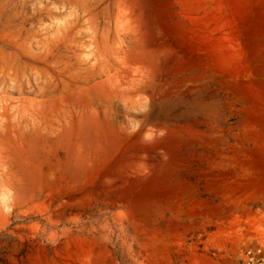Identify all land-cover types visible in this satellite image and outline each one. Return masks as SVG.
Returning <instances> with one entry per match:
<instances>
[{"label":"rangeland","instance_id":"1","mask_svg":"<svg viewBox=\"0 0 264 264\" xmlns=\"http://www.w3.org/2000/svg\"><path fill=\"white\" fill-rule=\"evenodd\" d=\"M0 264H264V0H0Z\"/></svg>","mask_w":264,"mask_h":264}]
</instances>
